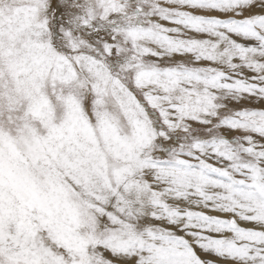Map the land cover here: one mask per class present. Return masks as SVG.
Wrapping results in <instances>:
<instances>
[{"label": "snow or ice", "instance_id": "6c2138e0", "mask_svg": "<svg viewBox=\"0 0 264 264\" xmlns=\"http://www.w3.org/2000/svg\"><path fill=\"white\" fill-rule=\"evenodd\" d=\"M0 264H264V0H0Z\"/></svg>", "mask_w": 264, "mask_h": 264}]
</instances>
